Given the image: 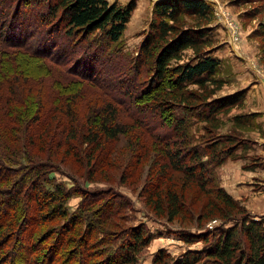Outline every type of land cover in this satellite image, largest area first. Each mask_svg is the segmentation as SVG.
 I'll use <instances>...</instances> for the list:
<instances>
[{"label":"trees","instance_id":"16d2710c","mask_svg":"<svg viewBox=\"0 0 264 264\" xmlns=\"http://www.w3.org/2000/svg\"><path fill=\"white\" fill-rule=\"evenodd\" d=\"M136 5L137 0L125 4L118 0H0V182L11 183L9 188L0 189V264H89L91 237L105 221L100 213L114 216L127 202L119 196L108 200L97 193L89 199L83 192L81 211L70 212L67 201L77 191L60 186L55 172L64 168L60 170L53 157L61 146L69 148L71 139H77L81 147L75 153L79 159H86L87 165L112 164L109 155L113 145L127 130L121 126V114L166 147L159 183L172 177L168 175L171 169L203 189L211 185L224 204L218 209L224 219L232 217L225 207L237 208L238 199L219 184L213 169L234 157L244 142L232 135L226 136L224 143L216 139L197 141L190 133L194 122H211L217 114L242 103L245 96L243 88L212 98L223 85L216 78L220 62L212 54L211 31L206 26L215 18L214 10L205 0L155 1L150 31L133 55L120 43ZM185 16L197 20L198 25H185ZM36 24L42 34L32 48L25 44L26 38L38 31ZM65 41L71 44V61L77 53L82 54L77 62L83 60V68L80 63L65 66L67 61L58 43ZM189 49L192 54L184 60ZM90 58L112 70L125 62L132 74L116 81L129 103L113 93L114 84L103 82L98 87L114 103H122L121 108L107 100L82 104L88 85L85 81L91 84L98 78L91 74ZM128 78L131 88L125 87ZM190 85L201 90H190ZM144 92L153 100L152 105L143 100ZM136 109L149 110L156 123L138 121ZM249 117L236 115L234 121L248 125ZM53 118L57 119L55 124ZM36 148L47 157H41ZM155 193L148 204L156 199L153 208L159 214L166 212L173 219L184 213L177 189L169 187L164 196L159 190ZM96 199L112 203L85 212ZM58 219H63L60 228H46V223ZM133 227L116 239L101 236L99 241L109 243L111 253L99 264H138L137 254L153 234L141 226ZM70 231L87 232V236L72 243ZM213 235L214 241L208 244V233H185L187 242L202 240L203 248L176 258L161 249L153 264H264V216H243ZM75 243L77 248H65Z\"/></svg>","mask_w":264,"mask_h":264},{"label":"rangeland","instance_id":"374dc122","mask_svg":"<svg viewBox=\"0 0 264 264\" xmlns=\"http://www.w3.org/2000/svg\"><path fill=\"white\" fill-rule=\"evenodd\" d=\"M118 1L125 4L129 0ZM155 1L157 0H137L136 8L132 12L120 43L121 47L123 45V48L130 54L137 53L142 40L150 31L152 8ZM205 1L215 13V18L206 26L210 27L211 31L212 54L218 57L220 62L216 78L223 82L221 89L212 98L223 97L243 88L245 96L242 103L217 114L211 122H194L190 127V133L197 141L216 139L224 143L227 140L226 136L232 135L235 140L244 142V144L238 145L234 151V157L213 169L219 184L235 199H238V209L225 207V211L230 212L232 217L228 220L224 219L225 216H222V212L218 210L223 208L224 204L215 194V189H211L213 188L211 185L203 189L193 180L187 179L183 173L171 169L168 171V175L172 177L159 183L157 176L161 172L159 167L166 162L164 158L166 147L149 137L143 126L121 114V126L127 130L119 134L113 145L114 151L109 155V160H113L112 164L104 163L101 166H96L93 164L94 162H91L87 165L86 159H79L75 153V150L81 147L77 139H71L69 148L65 145L61 146L53 157L56 164L62 167L60 170L64 168L62 172H55L60 186L70 188L74 192L77 191L67 201L70 212L77 209L79 212L81 211V202L82 199L84 200L83 192L84 196L89 199L92 197L91 194L97 193L106 195L108 200L119 196L121 200L127 202V205L114 216L100 213V216L105 217L102 219L105 221H102L103 224L96 230L97 236L93 234L91 237L90 243L93 245L87 249V252L91 254L88 259L89 264H99L105 259L104 255L110 252L109 243L99 241L101 236H104L105 239H116L121 236V233L129 232L131 228H135L133 226H141L153 234L149 243L137 254L138 264H153L156 253L161 249L169 253L172 258H176L188 250L203 248L205 243L202 240L187 242L183 237L185 233H202L204 235L208 233L210 236L208 244H210L214 241L213 233L219 235L222 229L237 223L243 216L255 219L264 216V0ZM182 18L186 21L185 25L187 26L198 25L197 20L190 16ZM39 28V24H36L38 31L31 33L26 38V46L29 45L33 48L38 45L40 34H42ZM233 32H235L234 35ZM58 43L62 50V56L67 61L65 66L70 67L73 63H80V67L83 68L84 61L77 62L78 59H82V54L77 53L76 60L71 61L73 53L69 50L70 42L68 44L66 41ZM190 54H192L191 49L187 50L185 57L183 56L184 60H187ZM90 60L93 66H89L93 69L91 74L97 75L98 78L97 82L91 84L85 81L84 85H88L84 88L82 104H91L96 99L108 102L113 100L98 87V84L103 82L114 84L115 91L113 93L124 98L125 103H129L128 95L119 89L120 82L116 81L117 78H125L132 74V71L127 69L125 62H120L121 65L116 70H112L94 58H90ZM86 69L89 70V68ZM130 80L131 78L125 80L128 82L126 88H131ZM189 88L190 90H201L196 85H190ZM145 94V92L142 93V95ZM143 100L147 101L146 104L152 105L153 103L148 95H145ZM112 103L116 109H120L122 106L120 105L122 103L116 104L114 101ZM174 112L178 113L177 110ZM134 113L137 115L138 121L143 120L142 123H156V119L150 116L152 113L149 110L139 111L136 109ZM166 114L170 115L171 112ZM240 114L250 116L248 125L236 124L234 117ZM51 121L55 124L57 119L53 118ZM244 122L246 123V121ZM161 131L163 135L165 132ZM170 148L172 149V147ZM35 150L37 151V148ZM81 150L88 154L85 149ZM37 153L43 158L47 157L46 152L37 151ZM10 186L11 183L0 182V189ZM169 187L177 189L180 199L184 202V213H180L173 219H170L166 212L159 214L157 209L153 208L156 199L151 200L152 205L148 204L152 195L158 194L155 193L157 190L164 196ZM114 202L116 204V201ZM109 203L112 201L103 202L102 199H96L84 210L85 212L92 211L103 204L108 207ZM62 220L48 222L46 228L52 226L60 228ZM99 230L102 231L98 233ZM215 231L217 232L215 233ZM68 236L72 237V243L78 240L84 241L87 232L70 231ZM79 247L83 248L82 244ZM65 248L67 250L74 249L77 248V245L75 243V245H67Z\"/></svg>","mask_w":264,"mask_h":264},{"label":"built area","instance_id":"2783aa9c","mask_svg":"<svg viewBox=\"0 0 264 264\" xmlns=\"http://www.w3.org/2000/svg\"><path fill=\"white\" fill-rule=\"evenodd\" d=\"M235 34V32H233V35ZM233 40V39H232Z\"/></svg>","mask_w":264,"mask_h":264}]
</instances>
